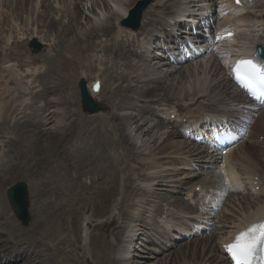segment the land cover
Wrapping results in <instances>:
<instances>
[{"label": "bare ground", "instance_id": "1", "mask_svg": "<svg viewBox=\"0 0 264 264\" xmlns=\"http://www.w3.org/2000/svg\"><path fill=\"white\" fill-rule=\"evenodd\" d=\"M34 1L35 0H0V27L7 25L21 26V28L19 27L20 29H17L19 32L15 30L16 28L12 30L18 32V37L16 35L17 38L15 37L12 43H9V40L13 33L7 31L8 33L6 34L0 30V130L9 132L6 136L8 140L7 144L4 145V141L2 143L4 147H8V151L15 156L13 160H15L16 164L13 167L18 166V169L21 167L20 165L22 163H20L21 161L18 162L17 158L22 154V147L29 144L31 149H37L35 153L33 152L35 151L34 149L33 151L31 150L33 154L37 153L36 155H41L45 158L44 164H52V168L58 165V168H56L58 170V177L63 176L66 179L68 176L67 181H63L64 179L62 180V185L69 181L73 187L80 189V191L78 192L77 190V192L81 194V190L88 187L87 184L82 182L81 177L82 174L83 176L90 174L89 168L81 171L80 167L77 168V165L82 162L79 161L82 156L80 155V158L79 156H70L69 159L67 158L68 161L66 159L67 155L63 156L66 152L63 153L61 150H71L72 152L82 151L80 146L83 139L88 137L89 134L91 135L97 128L96 125L100 124L97 123L95 125L94 122L97 121L96 119L99 117H108L109 114H112L111 112L115 113V111H117V115L115 114L116 116L114 120H112V124H106V127L113 125L115 128H118L116 131H119V136L113 147L115 148L113 149L115 157H105L107 154H102L99 163L93 166L92 171L95 172L91 171L94 173V176L90 175V185L96 187L98 190L105 187L111 189L115 187V185L118 186L119 182L122 181L125 191L134 192V200L131 199V201H128L126 204L127 200H124V198H126L125 195L122 201L118 203L119 207L116 205L118 207V213L115 209V214H117L116 218H110L109 224L114 225L119 222L120 216H117L121 215L124 210H127V217H121V226L117 234L111 236L112 249L110 250L108 259L112 264H228L224 254L228 242L251 226L264 221V108L254 107L245 95L234 87L229 71L226 69V64L222 63L220 67L216 66L217 72L215 74L213 70H207L211 78L206 77L200 79V75L195 77L194 69L191 67L193 66L192 63H187L186 66H184V68H186L184 71L190 72L189 76L184 74V72L182 74L178 73L180 79L176 80V84H171L166 88L168 94L170 90H173L171 97L158 94L164 95L165 98H169L170 100L176 99L177 102L163 111L162 117L155 125L148 123L145 119H137L138 114H140V109H136L138 103L134 102L133 100L135 99L127 94L124 100H117V102H120L116 104V100H110L112 97L110 96L108 98V105L111 110L107 112L98 111L93 114H83L84 116L82 119L72 120L69 123V128H66L64 125L65 118L62 107L69 105L72 101L69 93V85H67L68 82L64 81L69 78H77V81L83 79L87 82V89L89 92L91 88L90 76L94 74L91 75L92 73L88 74L87 71H82L84 68L91 70L89 69L90 65L83 61L87 59L90 52L93 54L100 50L106 54L109 53L113 58L136 55L133 54L135 52L128 51V54L124 53L123 45L120 43L119 39L124 34H130L136 37L143 36L152 40H158L160 37L162 39L163 37L170 38L171 41L177 39V37L173 35L174 33L169 30V27L172 26L169 20L170 18H174L173 15L179 7L191 2H205L204 5L210 10L212 8L211 6H216V8H214L216 12L214 18L217 17L219 21L214 33L216 35L215 43L222 46L226 45L227 48L224 51H226L227 60H230V51H235L234 53H236L237 51H245L246 49L253 50L255 45L260 43L258 41L262 40L261 35L257 32H264V21L262 19L264 13V0H239V2L235 0H154L144 11L141 27L137 31L123 27L120 23L127 15L128 10L138 1L142 0H99L97 2L99 11L95 12L93 6L88 8V13H84V24L78 25L79 19L67 23L68 26L73 23L74 29L71 31L66 24L67 27L61 23L56 24V22L62 20L67 21L66 18H69L67 12H69L70 8L68 6L66 7V5L69 4H66L67 0H40L39 9L41 11L37 14L36 20L43 23L42 27L47 25L46 27L51 29L52 33H65L68 38L67 43L62 46V49H64L66 53L65 56L62 57L60 55L59 59H56L58 60V64L57 62L56 64L59 65L57 67H59L61 71L58 70V72L55 73L52 69L54 72L53 75L55 76L52 77L53 80L49 81V83L52 84L51 86H45V84L48 83L47 80L51 77H48L50 74L48 73L50 70L49 64H51L50 61L54 59V56H51L55 52L54 48L56 47L58 39L57 35L54 34V36H52L53 38L50 39L49 36L44 38L41 35L39 36V33H36V31H31L24 36L29 25V19L24 15L27 14L29 7L32 6ZM80 4L81 2H78L73 5L75 8L73 14L78 12L77 14L80 15ZM3 9H7L10 14H3ZM261 26H263V28ZM10 28L12 29V27ZM231 29L234 31L233 36L221 37V35L226 34ZM239 30H242V34L244 35L243 40L236 36ZM261 34L264 35V33ZM3 35H5V37H2ZM99 35H102V37ZM157 35H160V37ZM32 38H36L45 45H48L47 42L50 41H53V44L49 46L47 53L34 55L28 48V43ZM116 45L121 49L116 48ZM97 49L100 50L97 51ZM51 52L52 54H50ZM40 58H43V62L45 61L47 63L46 66L48 70L44 74H28L26 77V79H29L30 83L28 87V85L23 82L22 78H17L19 74H16V67L11 65V62H16L18 66L30 67V65L40 61ZM101 60L98 62H101ZM195 63H197V61ZM142 64L145 66V70L143 71L145 74L155 72L154 68L149 67L150 65L146 63ZM101 65H98V68ZM115 66L117 67L116 64ZM146 66H148L147 69ZM168 66L161 65V67L157 68L156 74L145 83L146 87H144V90H139L138 96L149 98L153 91L156 90V86L149 87L150 84L162 83V87L165 86L166 78L171 74L169 73V68H167ZM80 69L81 71L79 72ZM219 71L223 73L222 78L218 77ZM99 73L98 70V74ZM137 73L138 75L142 74L140 70H138ZM98 74L94 78H99ZM66 77L67 79H65ZM141 77L142 76H139V78ZM189 77H192L190 81ZM63 78L65 79L64 81ZM61 81L64 82L62 85ZM189 82H191V84ZM10 83H13L16 88L12 89L9 87ZM141 83H143V80ZM186 83L192 85L193 88L191 90L185 89L184 85ZM117 86L119 87V85H116L114 93L116 91L124 95L126 93V87L117 88ZM28 89L29 92L34 93L36 97L47 95L50 96V99L47 100L45 105L41 108L42 112L46 115L40 120V136L28 131L22 133L18 139L24 142V144L19 145L20 147L13 151L12 149L15 148H13L9 142L14 139V131L17 127L19 129V125L21 124L32 126L34 123L32 118L36 116V113L31 111L29 114H26L28 118L22 122L14 121L11 124L7 121L9 116H12V119H16L15 116L25 113L22 112V110L26 109L27 94L25 93ZM15 93L18 94L17 98L15 97L12 98L11 101H8L7 97ZM103 93V87L101 86L97 95L90 92L89 95L94 102H100V96ZM137 99L139 98L137 97ZM183 100L189 101L188 103L182 104L181 101ZM240 101L248 103L245 110L233 108V105ZM142 111L147 114H153V109L150 106L144 107ZM221 113L226 114L230 118L232 127L239 129L242 133L241 140L233 148L223 153H211L208 152L204 146L195 147V145H192L189 140L183 137L184 131L190 129V131L193 132L199 125H202L204 129H208V123L216 121L218 114ZM172 114L174 118L171 119ZM140 121L147 122L141 124ZM47 123H53V126L46 128L45 126ZM130 123L137 127V130H142L146 127L147 129L146 132L144 131V134H148L153 130L156 131L151 139L149 151L142 148L138 150L131 145L133 152H131L130 155L126 156L125 153V155L123 153L122 155L119 152L123 147V140H126L128 137L125 132L127 127L131 126ZM71 126H75L79 133L72 143L71 138H69L71 137V132L67 133V130L70 129ZM108 129L107 127L105 130ZM99 130H96L95 133L99 134ZM18 133H20V130ZM99 135L102 136L101 134ZM108 137L109 135L107 138ZM89 140L91 141V139ZM85 142L87 143L88 140L83 141V143ZM89 142L87 143L88 145ZM9 146L12 148H9ZM100 150H102V148ZM129 150L130 149H128V151ZM27 151L30 152L29 149ZM74 152L72 154L76 155ZM89 152L91 154L94 153L92 150ZM108 153L111 154L110 152ZM7 156V158H0V264H55L57 260L53 258V254L56 253L57 250L55 251L53 248L55 245L53 242L55 243L58 237L60 238V235L55 231L56 229L52 219L64 213L66 210L64 207L72 197L68 199V197L65 196L66 198H63L60 202H55L56 204L47 202V204L49 203L48 207L51 208L49 209L51 211L48 212V214L46 213L47 216L45 219H42L44 216L41 219L37 218V214L34 213L35 206L32 208L30 207V223L27 227H22L12 215L4 194L5 187L10 181L15 179H26L30 196L34 201L35 197L38 196L37 193L43 191L42 187L48 185L46 179L43 177L45 175L44 169L47 165L38 167L37 174L32 176V178L26 176V173L23 175L14 173L6 179L8 173L6 169V173L4 172L2 166L4 163L7 166L6 162L10 158L9 155ZM58 158L60 159L59 163L56 162ZM37 159L35 160L36 162L40 161V159ZM70 162L76 163L71 164ZM32 163L33 160L31 164ZM125 163L128 170L122 167ZM25 164L27 165L28 163L25 162ZM33 164L35 165V162ZM119 164L120 166L118 167L117 165ZM22 168L25 169L24 166ZM70 168L74 169L73 173L68 171ZM13 170H15V168ZM125 170H127L128 173H125ZM67 172H71V174L67 175ZM122 174L125 175L122 177ZM49 177L51 179V175ZM186 180H196L192 186L185 187L184 196L187 200L186 205L190 209V212H187L189 215L184 216L182 215L183 212H181L180 215L175 218L174 211L169 206L170 203L167 201L166 197H164V199L162 198L164 203L162 204V208H159L160 212L157 210V212H155L154 209L158 208L155 205V200L158 196L155 195H158L157 190H159V187L163 188V186H166L170 188V192H178L175 189L179 186L183 187L184 184H186L184 182ZM215 184H218L217 188H215ZM62 185L60 184V186ZM116 188L118 189V187ZM115 193H117V190ZM214 193H220V196L213 199ZM69 196H73V194ZM206 204L213 207L211 213L214 214L213 220L211 221V232L209 234L200 238L195 237L190 241L184 242L185 247H181L182 249L177 251L176 254L172 253L170 256L168 254V256H165L164 260H156L158 253H155L154 250L156 249L149 246L146 247L142 253L132 252V248L133 250L137 248V241L141 238L150 242L153 246H167V243H163L159 238H152L148 232L149 227H146V225L151 226L152 224L159 230L158 234L160 236L161 233L164 232L165 235L171 236L173 239L179 238L181 234L187 235V237H190L192 234H202V230H204V228H201L203 227L202 224H206V219L203 217V214L210 213L202 212ZM45 207H47V205ZM58 207L60 211L57 213L55 209ZM124 207L126 208L124 209ZM43 223L44 225L41 227ZM86 226L84 228H86ZM40 227L41 232L39 230ZM11 228H15L17 233ZM199 229H201V231H199ZM193 231L195 232L193 233ZM74 236H76V232ZM65 238L63 240L64 242H66L67 239ZM184 239L185 238H183V240ZM160 253L164 252L160 251ZM149 259H155L156 261Z\"/></svg>", "mask_w": 264, "mask_h": 264}, {"label": "rangeland", "instance_id": "2", "mask_svg": "<svg viewBox=\"0 0 264 264\" xmlns=\"http://www.w3.org/2000/svg\"><path fill=\"white\" fill-rule=\"evenodd\" d=\"M39 1L40 0H35L34 3L32 4V6L29 7V9L27 11V14H25V15L23 14V15L24 16H27L28 19H29V26H28V31H27L28 33L32 29H34V27H35V29H36L37 32L44 30V33L41 35L44 38H47L49 36V33H50V34H56L57 37H58V39H59V40L57 39L56 47L54 48V51L55 52L51 56V57L54 56V59H52L50 61L51 64H49V67H50L49 69L50 70H49L48 73H50V74L48 75V77L51 76V77H49V80H47V82H49V81L53 80L52 77L55 76V75H53L54 72L57 73L58 70L61 71L59 69V67H57L59 65H57L58 64V60H56V59H59L60 55L62 57L65 56L66 53H65V50L62 49L63 48L62 46L67 43L68 38H67V34H65V33H61V34L60 33H52L51 32L52 30L46 27L47 25L46 26L44 25L42 27L43 23L41 21L36 20L37 14L41 11L39 9ZM98 1L99 0H85V1H82L81 4L79 5V8H80L81 13H80V15H78L77 14L78 12L76 14H73L75 8L74 7H73V9L71 8V6H72L71 3H73L74 0H67V3H69V4L66 3L67 4L66 7L68 6L70 8L69 9V12H67V14H69V18L68 17L66 18L67 21L62 20V21L56 22V24L61 22L62 25L63 24L64 25L66 24L68 26L67 23H70L73 20H76L77 21L78 19H79V21H78L79 24L78 25L84 24V13H88V11H87L88 8H90V7L93 6L94 9H95V12H98L99 11V9L97 7V5H98L97 2ZM71 9L73 10V12H72ZM82 14H83V16H82ZM72 15H75V16H72ZM114 20H115V18H114ZM36 22H37V24H36ZM34 24H36V25H34ZM61 24H58V25H61ZM13 26L14 25H12V26L11 25H7V26H1L0 27L1 32L3 31L6 34L8 32L13 33L12 34V37H10L9 43H12L15 40V37H16L17 33L19 32V30H17V29H20L21 28V26H18V27L16 25L14 27ZM73 26H74L73 23H71V25L68 26V28L70 29V31L74 29ZM4 27L5 28H9V29H7L8 32L6 31V29ZM10 27H12V29ZM3 28H4L5 31L3 30ZM14 29L16 31H18V32L12 31ZM77 29H78V27H77ZM6 36H8V35H6ZM99 36L102 37V35H99ZM2 37H5V35H3ZM17 37H18V35H17ZM125 40H126V38L124 39V41ZM58 41L60 42V46H59V42ZM115 47L121 49L117 45ZM58 48H59V51H58ZM131 48L134 49L133 47H131ZM98 50H100V49H97V51ZM123 51L125 53V50H123ZM63 53H64V55H63ZM88 59H89L90 62L88 61ZM101 59H103V60H101ZM106 59H108V60H106ZM218 59H220V57H217V59L216 58L214 59L212 55H209L208 54L207 56H205L201 60V62H200V60H198L197 63L192 64L193 66H191V67L194 69V75H195V77H197L198 75H200L199 76L200 79H203V78H206V77L207 78H211V76L207 73V70H213L214 71V74H215L217 72L216 66H218L217 65V60ZM100 60H101V62H98ZM214 60L216 61V63H215ZM149 61H150V59H149ZM56 62H57V64H56ZM83 62L86 63V64H89L90 65V68L89 69H91V70H88V68H84V69H82V71H84V72L87 71L88 74H91L92 73L91 75L94 74L93 76H91L92 78L95 75L98 74V70L100 72L98 74L100 77L102 75H104V76L101 77L102 78L101 80H102V82L104 84L103 85L104 93H103V96L100 97V100L101 101H100L99 104L101 106L105 107L106 111L111 110L110 106L108 105V98L110 96H112L110 98V100L111 99L113 101L116 100V102H115V104H116V103H119L121 101V99L124 100L126 98L127 94H128L129 96H134V99L135 100H133V101L136 102V103H138L137 104L138 107H136V109L137 110L140 109L139 110L140 114H138L137 119H139V118L145 119V120L148 121V123H151L152 125H155V124H153L149 120L152 119L153 117L150 116V114L143 113L142 108L144 106H148V105H151L154 108H161V107H165L166 104L167 105H171L172 103L176 102L177 101L176 99L170 100L169 98L163 97L164 95L166 97H169V96L171 97V95L173 93V90H170L169 91V94H168L167 91H166V88H168V86H170L171 84H176L175 83L176 80L177 79H180V76L178 75V73L182 74L184 72V74H186L187 76H189V74H190V72H188V71L185 72L184 71L186 69V68H184V66H183V68H180V69L178 68L177 69V72L169 75L166 78V81H165L166 84H165V86L162 87V83H154V84H150L149 85V87L156 86V90L153 91L154 95H153L152 98H145L144 99L143 97H140L139 98L140 100L137 102L136 97L139 95L138 94L139 90H141V89L144 90L145 89L144 88V87H146L145 86V83L156 74L157 68H159L158 66L157 67H153L155 69V72L154 73L145 74V72L142 71L145 66H143V64L140 61V58L139 57L138 58H133V57H130V56H123V57L113 58L111 55H109V53L106 54L102 50H100L97 53H93V54H91V52H90L88 54L87 59L85 61H83ZM146 62L147 61H145V63ZM154 62L155 61H152V63L150 65H154L153 64ZM101 63H102V65H101ZM107 64H108V67L106 66ZM115 64L117 65V67L115 66ZM98 65H101L102 67L99 66V68H98ZM199 65L201 67H199ZM37 66H38L36 68V69H38L37 71L31 70L30 72H27V73L28 74H30V73H38V72H42V71L45 70V66L43 65V63H39V64H37ZM52 67H54V68H52ZM149 67L152 68L151 66H149ZM106 68H108V69H106ZM147 68H148V66H146V69ZM52 69L54 70V72H53ZM55 69H56V71H55ZM140 69H141L142 74L141 75H138L137 71L140 70ZM80 71H81V69L79 70V72ZM88 71H90V72H88ZM105 73H106V75H105ZM19 74L24 75V74H26V72L25 73L19 72ZM117 74L119 75V77H118ZM120 74H122V75H120ZM222 75H223V73H221V71H219L218 77L219 78H222ZM120 76L123 77V78L125 77L127 80L125 78H124L125 80L123 78L120 79L121 78ZM139 76H142V77L139 78ZM191 78L192 77H189V81L191 80ZM45 79H48V78H45ZM65 79H67V77ZM65 79L63 78V81ZM69 79L65 80L64 82H68L69 83V84L67 83V85H69V89H70L69 93L71 95V101L72 102L69 105L62 107V110H63L64 115H65V117H64L65 118V122L71 121L73 119L79 120V119H81L83 117V114L81 113V110H80V100H79V95H78V90H77V82H78L77 81V78L76 79L75 78H72L70 80ZM140 80L141 81L143 80V83H140ZM63 81H61V85L64 83ZM189 83L191 84V82H189ZM189 83H186L184 85L185 89H187V90H190V89L193 88V86L192 85H189ZM125 84L126 85H129L130 84V86L129 87H126ZM116 85H119V87L117 86V88H125L126 87L125 88V92L126 93L124 92L125 93L124 95L119 94L116 91L114 93V89H116L115 88ZM158 94H164V95H158ZM48 99H49V97H48ZM157 99L158 100H163V101H156ZM117 100H120V101L117 102ZM150 100H152V102H149ZM39 101L41 103L42 102V99L37 98V102L38 103H39ZM185 101L186 100H183L181 102L184 103ZM157 103H161V105H158ZM111 113L113 115L112 114H109L108 117H99V118L96 119L97 121L94 122L95 125L97 123H100V124H97L96 125L97 128L95 129V131L96 130H99L100 128H102V129L99 130V134H101L102 136L104 135L103 136L104 138L102 136H100L98 133H95V131H94L93 132L94 135H93V133L91 135L89 134V136L87 135L89 138L88 137H85V138H88V139H85V138L83 139V141H87L88 140V142L90 141L89 139H91V141H90L91 143L89 142V145H88L87 144L88 142L87 143L86 142L83 143V141H82L81 146H80L82 148V151L81 150L76 151V152L73 151L76 155H73L72 154L73 152L71 150H61L63 153L66 152L65 155H63V156H66L67 155L66 159L67 158L69 159L70 156H75V157H78L79 156V158L82 156L81 160H79V161H82V162H80L79 165H77V168L80 167L81 171H83V169H86V168L88 169L89 168L88 170H89V173L90 174H88L86 176L85 175L83 176V174H82V177H81L82 182L88 185V187L85 188V189L81 188L83 190H86V191L81 190V192H82L81 194L80 193L78 194V192L80 191V189L79 188H76V187H73V185L69 181H68V183L62 185V180L64 179L63 181H67L68 176H67L66 179L63 176L62 177H58V174H57L58 173V170L56 169V168H58V165H56L55 167L52 168V164H48V165H47V163L44 164V159L45 158L43 156H41V155H36L37 153L36 154H33V152L35 153L37 151V149H35V148H32L31 149L29 147L30 145L27 144V143H26L27 145H25V146L22 147V154L19 157V159L20 158H22V159L21 160L18 159V162L21 161L20 163H22L20 165L21 167H19V169L21 171L17 168L18 166L17 167H13L16 164L15 160H13L14 158H12L13 161L11 160V158H9V160H7V162H6L7 163V166L5 165V163L2 166L4 168L3 169L4 172H5V169H6V172L8 173L6 175L7 176L6 179H8L14 173H19L18 175H23V174L26 173L25 174L26 176H29V177L32 178V176H34V175L37 174V171L39 169L38 167H42L44 165L45 166L47 165L45 167V169H44L45 175L43 177H44V179H46L48 185L42 187V190L43 191H41L40 193L39 192L37 193L38 196L35 197L34 201L32 199V204L34 203V206H35L34 213L37 214V218H40L41 219L43 216H44V218H42V219H45L46 218L48 212L51 211V210H49L51 208L48 207V204L50 202H53L54 204H56L57 202L62 201L63 198H66L65 196H67L68 199L70 197H72L70 199V201L67 203V205L64 207L66 209L64 211V213L62 215L59 214V215H57L56 218L52 219L54 221V225H55L54 227L56 229L55 231H57V234L60 235V238L58 237V239L55 241V243L53 242V244H55V245L54 246L52 245L53 248L55 249V251L57 250V252L53 254V258H55V260H57V261H55V264L56 263L57 264H109V263L112 264V262L108 259V257L110 256V250L112 249L111 236L117 234V231L120 229L119 227L121 226L120 225L121 224V220H122L121 217L122 218L127 217V215H126L127 214V210L126 211L124 210L125 212L123 211L121 213L122 216L121 215H118L117 216V217L120 216L119 222L115 223L114 225H110L109 224V221H110V218H113V215H115V216L117 215V214H115V209L116 210L118 209V207H119V204L118 203L122 201V198H124L125 195H126L125 196L126 198H124V200L125 201L127 200L126 204L128 203V201H131V199L134 200V195H133L134 192L131 193V192L125 191L124 190V184H123L122 181L119 182L118 186L115 185V187H113L111 189L105 187V188H102V189L98 190L96 187H93V186L90 185V180H91L90 177L91 176H94V173H92V172H95V171H92L93 166H96L97 163H99V159H100L101 155L102 154L103 155H106L107 154V156H105V157H112V158L115 157L114 156V150H113L115 148H113V147H114V143H115L116 139L119 136V131H116V129L118 130V128H115V126H113V125L111 126L110 125V126H107L109 128L108 129L109 131L108 130H105V129H107L106 124L107 125L108 124H112V120H114L115 116L117 115V111H115V113H113V112H111ZM142 116H143V118H142ZM103 121L106 122V123H104ZM107 121L110 122V123H108ZM147 121H140V123L143 124V123H145ZM131 124L132 123H130V125ZM51 126H53V123H47V125L45 127L46 128H49ZM19 127H20L19 129L17 127V129L14 131L15 134L13 133V135H15V136H13L14 137L13 141L11 140L12 142L11 141H10L11 143L9 142V144L12 145L13 148H15V149H12L13 151L16 150L18 147H20L19 145H23L24 144V142H21L18 139L22 133L28 131V132H31V133L37 135V136H40V133H41L40 126H29L28 124H26V125L25 124H21V125H19ZM29 127H33V128L30 129ZM34 128H37L39 131L36 130V129H34ZM146 129L147 128L144 127V129H142V130H137V127H135L134 125H131V126L127 127V130H126L125 133H127V136L128 137H127L126 140L125 139L123 140V142H122V146L123 147H122V149L119 152L121 154L122 153L123 154L125 153L126 156H128V155L131 154V152H133V148H137L138 150H140L142 148V149H146V151H149L150 150V147H151V139L153 138V136H154V134H155L156 131L153 130L152 132H149L148 134H146V133L144 134V131L146 132ZM19 130H20V133H18ZM111 130H112V132H111ZM101 132H103V133H101ZM107 132H108V135H109L108 138H107V136H108L107 135ZM71 134H72V138L74 139L78 135L77 134V129L75 128L72 131ZM0 136L6 137L7 135L5 133H3V134H0ZM110 139H112V140H110ZM96 143H98V144H96ZM112 144H113V146H112ZM131 145H132L133 148L131 147ZM12 147L9 146V148H12ZM90 147H93V148H90ZM100 147L102 148V150H100L101 149ZM107 147H108V149H107ZM57 148H58V146H57ZM28 149L30 150V152L27 151ZM33 149L35 151H33ZM89 149L92 150V152H94V153L91 154L89 152L90 151ZM128 149H130V150L128 151ZM31 150L33 152H31ZM108 152H110L111 154H109ZM95 153H97V154H95ZM25 154L26 155H29V156H26ZM70 154H72V155H70ZM77 154H79V155H77ZM24 155H25V157H24ZM31 157H34V158H31ZM36 159L37 160L40 159L41 162L40 161L36 162L35 161ZM32 160H33V163L35 162V165L33 163L31 164ZM59 160L60 159L58 158L56 162L59 163ZM94 161H96V162H94ZM8 162H9V164H8ZM25 162H27L28 164L30 162V164L29 165L28 164L26 165ZM70 163L71 164H75L76 162H74V163L73 162H70ZM22 165L25 167V169L22 168L23 167ZM32 165H33V167H32ZM36 165H38V166H36ZM85 166H87V167H85ZM117 166L119 167L120 164L117 165ZM12 167H13V169L15 168V170H13ZM26 167H28L29 169L26 168ZM122 167H123V169H127L126 163L123 164ZM7 168H10L11 170L10 169H7ZM16 169H17V171H16ZM127 170H125V173H128ZM68 171H71L73 173L74 169H71L70 168ZM71 172H67V175L71 174ZM30 174H31V176H30ZM50 175H51V179L49 177ZM124 175L122 174V177ZM38 176H42V175H38ZM17 180H21V179L19 178V179H15L13 181H10L7 184V186L10 185V184H12L13 182H15ZM22 180H25V179H22ZM192 183L193 182L191 181V184ZM60 184L62 186H60ZM188 185H190V184H188ZM7 186L5 188H7ZM116 187H118V189ZM163 188L162 187H159V190H157V193H159V194L158 195H155V196H158V198L159 197L162 198V197H164L163 195L168 194V197L170 196V198H168L169 201H176V200L179 199L182 202V198H183L182 195H180V194H174V195L173 194H169L167 192V189H169V188H164V189ZM77 190H78V192H77ZM116 190H117V193H115ZM72 194H73V196H69V195H72ZM47 202H49V203L47 204ZM86 204H87V206H86ZM160 204H161V202H159V206H160ZM46 205H47V207H45ZM155 205H156V203H155ZM37 208H39V209H37ZM125 208L126 207H124V209ZM154 210H155V212H157V211L160 212V209L159 208H155ZM55 211H57V213H58L60 211V208L58 207L57 209H55ZM39 213H41V214H39ZM117 213H118V210H117ZM43 225H44V223L41 224V227ZM85 226H86V228H84ZM147 226L150 227L149 225H146V227ZM41 227L39 229L40 232H41ZM11 229H13L17 233V231H16L15 228H11ZM39 230H37V231H39ZM75 232H76V236H74V233ZM78 235H79V237H78ZM205 235H206V233H204L203 235L197 236V238L198 237L199 238L200 237H204ZM64 238L66 239V242L63 241ZM194 238H192V239H194ZM139 242L141 244H138L137 245L139 247V250H137L136 252L142 253L145 250V246H148V245H145L144 246V244L142 243V240H140ZM184 245H185L184 242L183 243L180 242L179 244L172 246L168 251H165L164 253L158 254L156 260H159V259H163L164 260L165 256H168V254H169V256L172 253L173 254H176L177 251H179L180 249H182L181 247H185ZM149 247H151V245H149ZM154 248H156V252L159 251V247H154ZM55 254H56V256H55ZM149 260L156 261L155 259H149ZM148 262H152V261H148ZM19 264H21V263H19Z\"/></svg>", "mask_w": 264, "mask_h": 264}, {"label": "snow or ice", "instance_id": "3", "mask_svg": "<svg viewBox=\"0 0 264 264\" xmlns=\"http://www.w3.org/2000/svg\"><path fill=\"white\" fill-rule=\"evenodd\" d=\"M239 2V0H237ZM256 69V65L252 61H241L237 66V80L245 86H250L252 82V74L241 75V68ZM264 241V224L253 225L247 231L242 232L235 238V241L227 245V251L231 253L232 258L236 261V264H246L254 253L257 246Z\"/></svg>", "mask_w": 264, "mask_h": 264}, {"label": "water", "instance_id": "4", "mask_svg": "<svg viewBox=\"0 0 264 264\" xmlns=\"http://www.w3.org/2000/svg\"><path fill=\"white\" fill-rule=\"evenodd\" d=\"M138 10L136 9L135 12H132V16L129 18L128 21L133 19V13H136ZM127 22H125L126 24ZM130 25V22L127 23ZM83 102H84V109L88 111H92V107H96L93 105L91 100L88 98L86 89L84 84H81ZM93 108V109H94ZM8 198L10 203L12 204L15 214L18 218H20L24 223L28 220V213H27V206L28 203L26 201V192H25V185L23 183H17L13 188L8 191Z\"/></svg>", "mask_w": 264, "mask_h": 264}]
</instances>
